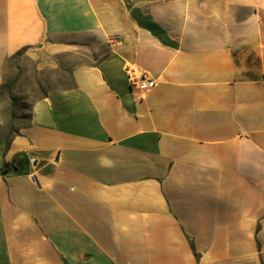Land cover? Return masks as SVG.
<instances>
[{
  "label": "crops",
  "instance_id": "obj_1",
  "mask_svg": "<svg viewBox=\"0 0 264 264\" xmlns=\"http://www.w3.org/2000/svg\"><path fill=\"white\" fill-rule=\"evenodd\" d=\"M80 47L0 131V264H264V0H0V86Z\"/></svg>",
  "mask_w": 264,
  "mask_h": 264
},
{
  "label": "rangeland",
  "instance_id": "obj_2",
  "mask_svg": "<svg viewBox=\"0 0 264 264\" xmlns=\"http://www.w3.org/2000/svg\"><path fill=\"white\" fill-rule=\"evenodd\" d=\"M103 55L80 47L57 54L55 66H45L40 59L31 58L25 51L11 58L0 86V131L13 136L19 127L27 124L37 100L51 91L71 88L73 70L95 65Z\"/></svg>",
  "mask_w": 264,
  "mask_h": 264
},
{
  "label": "built area",
  "instance_id": "obj_3",
  "mask_svg": "<svg viewBox=\"0 0 264 264\" xmlns=\"http://www.w3.org/2000/svg\"><path fill=\"white\" fill-rule=\"evenodd\" d=\"M126 71L128 74L130 85L133 89H138L140 92H146L149 89L154 88L157 85L156 80L152 79L146 72L142 71L139 67L135 65H127ZM31 165L35 166L36 161L31 160ZM32 181L36 184L37 177L33 173L31 175Z\"/></svg>",
  "mask_w": 264,
  "mask_h": 264
}]
</instances>
